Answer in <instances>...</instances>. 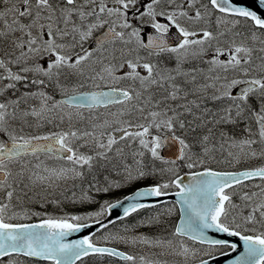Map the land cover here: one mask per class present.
<instances>
[{"label":"snow or ice","instance_id":"6c2138e0","mask_svg":"<svg viewBox=\"0 0 264 264\" xmlns=\"http://www.w3.org/2000/svg\"><path fill=\"white\" fill-rule=\"evenodd\" d=\"M241 244L229 264H264V0H0V264Z\"/></svg>","mask_w":264,"mask_h":264},{"label":"water","instance_id":"95a60500","mask_svg":"<svg viewBox=\"0 0 264 264\" xmlns=\"http://www.w3.org/2000/svg\"><path fill=\"white\" fill-rule=\"evenodd\" d=\"M163 153H164V155L167 157V156H170L171 154H172V152H171V150H169V149H164L163 150ZM166 199V201H169V200H174L175 201V197H172V196H170V197H167V198H165ZM155 202V201H154ZM115 215H116V212H114L113 213V217H115ZM91 231H94V229H88V230H85L84 232H82V233H79V234H74L72 237H69V239L71 240V239H77V238H81V237H83V236H86V235H88ZM227 239H230V240H233L234 242H238L237 240H236V238H231V237H226ZM239 243V242H238ZM103 247V246H102ZM242 244L239 246V248H238V251L237 252H235V253H231L229 256H224V257H220L218 260H217V262H216V264H225L226 263V261L230 258V257H233V256H235L236 254H238V253H240V252H242Z\"/></svg>","mask_w":264,"mask_h":264},{"label":"rangeland","instance_id":"374dc122","mask_svg":"<svg viewBox=\"0 0 264 264\" xmlns=\"http://www.w3.org/2000/svg\"><path fill=\"white\" fill-rule=\"evenodd\" d=\"M256 163H259V162H256ZM214 166H215V165H214ZM216 167H222V166H216ZM222 170H223V169H222ZM229 170H230V169H229ZM182 171H183V170H182ZM51 207H52V206H51ZM84 207H85V206H79V205H77V206H73V205H71V204H65V205H63V211L70 213V212H72V211L82 210ZM56 209L61 210V209H59V208H55V207H53V212H52L53 215H59L58 212L56 211ZM152 212H154V211H152ZM152 212H151V213H152ZM62 213H63V212H62ZM149 214H150V213H149ZM147 215H148V214H147ZM33 220H35V218H34ZM120 226H121V225H117L115 228H113V230H114V231H115V230H118ZM139 231H140V232H147V233H150V232L144 230L143 228L139 229ZM150 234H151V233H150ZM117 245H120L122 248H125L127 251H133V249L127 248V247H125L123 244H119V243H117ZM136 251H139V249H136ZM119 264H121V263H119Z\"/></svg>","mask_w":264,"mask_h":264},{"label":"trees","instance_id":"16d2710c","mask_svg":"<svg viewBox=\"0 0 264 264\" xmlns=\"http://www.w3.org/2000/svg\"><path fill=\"white\" fill-rule=\"evenodd\" d=\"M119 196H117V198H118ZM90 257H88V260H89V262L91 263L92 261H90V259H89Z\"/></svg>","mask_w":264,"mask_h":264}]
</instances>
